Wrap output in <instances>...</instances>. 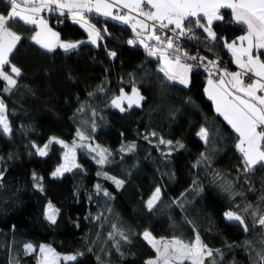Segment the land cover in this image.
Instances as JSON below:
<instances>
[{"label":"trees","instance_id":"1","mask_svg":"<svg viewBox=\"0 0 264 264\" xmlns=\"http://www.w3.org/2000/svg\"><path fill=\"white\" fill-rule=\"evenodd\" d=\"M7 11V3L0 0V13ZM222 13L224 21L212 25L215 42L210 44L206 33L194 28L197 38L183 46L189 54L228 61L232 71L224 40L231 42L244 35L245 28L232 22L230 10ZM89 23L102 30V38L71 53L58 47L47 52L24 39L11 57L23 73L16 78L17 87L4 94L5 82L0 81V99L13 129L11 136L0 134V170L4 173L0 181V264H35V253L24 254L27 243L48 244L65 255L83 253L72 264H145L156 255L141 235L145 230L157 239L176 235L191 240L193 227L209 248L223 253V260L213 253L217 264H252L250 255L254 253L227 245L251 240L259 251L264 229L251 227L252 218L246 215L250 226L246 233L238 224L227 222L223 214L240 213L248 203L264 208L260 199L264 195V169L250 177L239 171L242 165L235 149L236 134L204 94L203 79L208 73L203 67L195 69L188 88L170 84L158 71V59L150 57L142 44L127 45L135 38L131 29L99 15H90ZM50 26L64 41L89 39L70 16L65 19L52 14ZM15 30L25 37L34 34L22 25ZM109 52H115L116 57H110ZM133 83L145 99L141 107L121 112L111 101L121 88L130 93ZM201 126L211 133L210 146L196 135ZM78 129L91 146L111 151L112 163L101 167L94 158L78 153L79 168L52 177L62 163L63 149L53 145L48 155L40 156L31 145L43 146L60 131L72 138ZM152 132L158 135H150ZM166 134L171 140L179 138L185 147L169 155L158 139ZM131 144H135L133 151H120ZM202 152L211 156L210 163L197 164ZM98 172L125 183L117 188ZM33 173L43 179L34 180ZM229 182L230 192L224 190ZM97 184L101 185L99 193ZM156 187L161 188V200L149 211L146 201ZM250 187L254 190L249 191ZM103 190L111 198L105 197ZM49 203L59 209L56 224L45 218ZM100 213L105 219H96ZM114 223L127 231L131 241H121L119 251L108 239Z\"/></svg>","mask_w":264,"mask_h":264},{"label":"snow or ice","instance_id":"2","mask_svg":"<svg viewBox=\"0 0 264 264\" xmlns=\"http://www.w3.org/2000/svg\"><path fill=\"white\" fill-rule=\"evenodd\" d=\"M6 3L8 11L0 13V81L5 82L4 92H11L16 88V78L23 74L22 69L12 63L11 57L24 39L31 40L47 52H53L58 47L65 53H71L85 43L90 42L95 45L97 40L102 38V30L97 29L95 24L89 23L90 15L98 14L105 18L119 20L124 24H131L138 37L136 40H129L128 43L142 44L150 57H156L160 62L158 71L163 73L168 83H178L188 88L190 74L195 69L204 68L208 73V86L205 87L204 92L214 103L216 113L223 117L236 134L235 149L240 153L242 165L239 171L245 177H250L258 169H264V59H262L264 57V0H6ZM222 10H231L232 22L245 28L244 35L231 42L224 40V47L231 53L232 62L238 67V71L221 67L222 61L218 59H209L198 53L189 54L180 44L181 38H197L194 28L202 29L206 33L205 39L210 44L215 42L217 34L213 31L212 25L216 21H224L225 16ZM44 12L56 14L65 19L70 16L74 23L85 29L89 37L88 41L62 40L60 33L50 26L49 19L42 15ZM133 13L136 15L133 16ZM59 22L62 23L63 20ZM17 25L30 27L34 34L25 37L15 30ZM108 55L116 57L115 52H109ZM6 68L9 70H5ZM144 99L133 83L131 92H125L121 88L119 95L112 99L111 105L124 112L133 106L141 107V101ZM80 111H83V108ZM12 133L13 129L6 117V105L3 99H0V134L11 136ZM76 135L81 141L86 139L79 129ZM150 135L158 134L152 132ZM196 135L206 146L211 145V133L206 126H201ZM158 139L159 144L168 148L169 155L173 150L185 147L179 140H165L163 137ZM53 145H60L65 150L63 158L69 163L74 161L76 148H88L91 152H96L99 148L98 145L97 148H93L90 144H77L75 140L70 147L63 139L56 136L50 137L43 146L34 143L31 146L36 154L46 156ZM134 149L135 144H131L126 148L122 146L120 151L131 152ZM97 155L99 159L96 162L101 167L112 163L109 159L112 153L108 149H100ZM11 158L9 156V159ZM206 161L210 163L211 156L202 152L197 164ZM73 167L80 166L73 163ZM70 171L72 167L61 164L55 168L51 176H62L64 172ZM3 175V171L0 170V181ZM32 175L34 180L43 179L37 177L35 173ZM97 175H103L105 179L112 180L117 188L125 183L122 179L109 176L107 172H98ZM245 182L251 183L249 179ZM36 187L43 191L42 184L37 183ZM96 189L99 193L101 185L97 184ZM231 189L230 182L224 186L225 191L230 192ZM253 190L252 187L249 188V191ZM103 195L111 198L107 190H103ZM260 199L264 201V195ZM160 200L161 188L156 187L146 201V208L152 211ZM58 214L59 209L49 203L45 218L51 224H56ZM224 215L228 221L241 226L246 233L250 231V226L246 223V215L252 218L251 227L259 226L264 229V208L260 205L254 206L248 203L240 213L228 211ZM96 219H105L103 213H100ZM111 228L108 239L114 241L113 247L117 251L120 249L121 241L131 242L127 231L122 226L114 223ZM193 232L191 240L176 235L171 238L157 239L150 231L145 230L141 235L156 253L155 257L146 260L145 264H205L206 260L209 264H217L213 258L214 252L223 260L224 255L220 249L209 248L194 227ZM253 243L251 240H245L243 244H230L227 247H242L246 252L254 253L250 255L252 264H264V240L260 241L259 251L253 248ZM91 250V248L88 249V251ZM33 253L36 255L35 264H72L78 260V256L83 255V253L61 255L51 245L25 244L24 254Z\"/></svg>","mask_w":264,"mask_h":264},{"label":"rangeland","instance_id":"3","mask_svg":"<svg viewBox=\"0 0 264 264\" xmlns=\"http://www.w3.org/2000/svg\"><path fill=\"white\" fill-rule=\"evenodd\" d=\"M133 16H135L136 14L135 13H133L132 14ZM84 29V28H83ZM85 30V29H84ZM5 93H8V92H4V94ZM81 116H83V115H81ZM76 131L75 132H73V134H72V138H70L69 137V135H68V133L67 132H64V131H60V133H58V134H55L54 136H56V137H58V138H60V139H63L66 143H68L69 144V146L71 147V145H72V141L73 140H75L76 141V143L77 144H84V145H89V143H88V138L86 137V139H84L83 141H81L80 140V138L79 137H77V135H76ZM93 148H97L96 146H92ZM60 148H62L61 146H60ZM64 149H63V153H64ZM75 157H74V161L72 162V163H69L68 161H66L63 157V160H62V163L61 164H65L66 166H68V167H72L73 168V163L74 164H76L77 163V158H76V155L78 154V153H80V154H86L88 157H90L91 159L92 158H94L95 157V161H96V158H98L99 159V156L97 155V153L99 152V149L97 148V151L96 152H91V151H89L88 150V148H76L75 150ZM71 155V154H70ZM64 173H66V172H64ZM63 173V174H64ZM58 177H61V176H58ZM47 208V207H46ZM40 245V244H39ZM48 245V244H47ZM61 255H65V254H61ZM66 255H68V254H66Z\"/></svg>","mask_w":264,"mask_h":264},{"label":"built area","instance_id":"4","mask_svg":"<svg viewBox=\"0 0 264 264\" xmlns=\"http://www.w3.org/2000/svg\"><path fill=\"white\" fill-rule=\"evenodd\" d=\"M3 1H5L6 2V0H3ZM8 5V4H7ZM42 15H44V16H46L48 19H49V24H50V20H51V15H52V13H48V12H44V13H42ZM130 40H136L135 38H130ZM189 40L190 39H187V38H181L180 39V44H181V46H182V48L185 50V46H183L185 43H189ZM129 41V40H128ZM128 41L126 42L127 43V45H132V46H136L137 45V43L136 44H129L128 43ZM219 60V59H218ZM220 61V60H219ZM222 61V60H221ZM221 67H227L228 69L230 68V66H229V62L227 61V62H223L222 61V64H221ZM207 80H208V74H206V76L204 77V79H203V83L204 84H207Z\"/></svg>","mask_w":264,"mask_h":264},{"label":"crops","instance_id":"5","mask_svg":"<svg viewBox=\"0 0 264 264\" xmlns=\"http://www.w3.org/2000/svg\"><path fill=\"white\" fill-rule=\"evenodd\" d=\"M125 11H127V10H125ZM230 12H231V10H230ZM134 22V21H133ZM98 41V40H97ZM144 47V46H143ZM225 51H227V53H228V55H230V57H231V64L233 65V69H232V71H238L239 69H238V67L232 62V55H231V53L228 51V49L227 48H225ZM262 59H264V57H262ZM176 84H178V83H176ZM178 85H180V84H178ZM180 86H182V85H180ZM208 86V84H205V86H204V89H205V87H207ZM182 87H184V86H182ZM185 88V87H184ZM204 94H205V97H206V99L208 98V96H207V94L204 92ZM210 102H211V104H212V107H213V109L215 110V105H214V103L211 101V100H209ZM216 112V111H215ZM218 116H219V114L218 113H216ZM222 119H223V117L222 116H220ZM224 120V119H223ZM225 121V120H224ZM225 123L227 124V122L225 121ZM228 125V124H227ZM229 127H230V125H228ZM165 138H167L168 140H171L169 137H168V135L166 134L165 136H164V139ZM176 140H179V141H181L179 138H177V139H174L173 141H176ZM182 142V141H181ZM183 143V142H182ZM226 213V212H225ZM224 213V214H225ZM223 214V215H224ZM224 218L226 219V217H225V215H224ZM226 221L227 222H229V223H235V222H230V221H228L227 219H226Z\"/></svg>","mask_w":264,"mask_h":264},{"label":"water","instance_id":"6","mask_svg":"<svg viewBox=\"0 0 264 264\" xmlns=\"http://www.w3.org/2000/svg\"><path fill=\"white\" fill-rule=\"evenodd\" d=\"M97 15H98V14H97ZM97 15H96V16H97ZM99 16H100V15H99ZM110 19H111V18H110ZM112 20H113V21H116V22H118V23L120 22L119 20H114V19H112ZM120 23H122V22H120ZM122 24H124V23H122ZM124 25L127 26V28L131 29V30H132V36L138 39V37H137V35H136V32H134L133 29H132V27H131V24H124ZM142 35H144V34H142Z\"/></svg>","mask_w":264,"mask_h":264}]
</instances>
